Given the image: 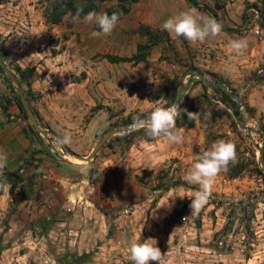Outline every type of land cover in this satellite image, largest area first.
Listing matches in <instances>:
<instances>
[{
	"label": "rangeland",
	"instance_id": "1",
	"mask_svg": "<svg viewBox=\"0 0 264 264\" xmlns=\"http://www.w3.org/2000/svg\"><path fill=\"white\" fill-rule=\"evenodd\" d=\"M196 2L199 14L217 16L222 31L234 39L255 35L259 43L248 46L262 49L264 0ZM54 3L0 0V54L33 118L53 140L65 134L61 128L84 126L83 134L68 133L72 143L58 150L77 190L85 187L88 194L84 201L72 196L45 219L36 208L42 195L34 178L16 180L4 198L0 187V264H132L130 243L149 238L164 264H264V114L247 101L253 83L264 79L258 73L264 54L249 83L235 86L206 68L219 61L213 41L192 44L163 29L134 27L136 4L110 35L93 36L97 25L71 12L54 23ZM104 6L95 12L104 13ZM195 73L224 84L231 99L195 78L179 107L198 112L199 120L186 113L177 118L183 143L154 139L142 128L122 132L154 107L176 103ZM35 82L38 88L31 87ZM13 90L16 83L0 65V95ZM44 108L54 120L39 114ZM221 139L235 144L237 161L247 169L234 178L222 171L207 205L190 217L189 197L198 186L183 177L193 157ZM253 161L263 174L249 171Z\"/></svg>",
	"mask_w": 264,
	"mask_h": 264
},
{
	"label": "crops",
	"instance_id": "2",
	"mask_svg": "<svg viewBox=\"0 0 264 264\" xmlns=\"http://www.w3.org/2000/svg\"><path fill=\"white\" fill-rule=\"evenodd\" d=\"M136 8V19L130 21V23L136 22L134 27L143 24L150 28L162 29V24L167 18L195 7H192L188 0H140L136 3ZM170 35L172 38H177L174 34ZM253 36L247 35L242 38L247 39L248 45L249 43H259L260 39L258 41L255 35ZM209 39L217 48L216 54L219 61H209L206 68L210 67L212 70L225 74L235 86L249 83L251 70H254V66L260 62V58L264 54V41L259 44V46H263L261 50L256 52L248 46L246 51L237 57L227 48L228 43L234 39L233 34L221 31L218 36L209 37ZM252 55L255 57L251 61ZM39 85V82H35L31 87L38 88ZM247 101L256 114H264V79L253 83L251 91L247 95ZM26 102H22L19 92L16 90L4 93V96L0 95V153L7 156V165L0 178L6 179L5 184L10 186L2 187V197L10 196L13 186L16 185V180L25 181L23 179L34 178L36 190L42 195L36 208L42 213V218L49 219L50 214L58 212L60 207H63L72 196H77L78 200L84 201L86 199L84 194H88V189L84 191L85 187H81L77 190V186L72 181V173L67 169L68 162L61 159L60 151L53 146V139L49 133L45 129H38L35 126L33 114ZM41 110L39 114L44 117L46 109L44 108L42 112ZM50 116H45V119L54 120L55 117ZM71 119L67 118L66 120ZM74 126L73 124L68 125L60 130L63 133L79 132L83 134L84 126L77 129L78 125H76V131H74ZM88 132L87 127L85 134ZM15 175L19 178H15ZM61 178L69 180V187L66 188L59 183ZM60 223L64 224V222Z\"/></svg>",
	"mask_w": 264,
	"mask_h": 264
},
{
	"label": "clouds",
	"instance_id": "3",
	"mask_svg": "<svg viewBox=\"0 0 264 264\" xmlns=\"http://www.w3.org/2000/svg\"><path fill=\"white\" fill-rule=\"evenodd\" d=\"M79 12L78 9L76 18H79ZM84 20L88 23H95L100 29V31L93 32V36L110 35L119 21V14L91 11L84 17ZM162 29L177 37L182 36L195 44L203 43L209 37L218 36L222 31V24L214 17H205L199 14L197 9L189 8L167 18L162 24ZM247 47L246 38L233 39L227 45L229 52L237 57L242 55ZM181 113H186L189 120H199L198 112L181 109L176 102L169 106L154 107L146 119L134 118L130 127L142 128L149 137L154 139H164L169 143L181 144L184 142L183 130L179 129L176 123ZM52 143L55 148L59 149L71 144L72 137L65 133L63 136L55 137ZM236 162L235 144L223 139L213 142L208 150L193 157V162L183 177L186 183L198 186L189 197L191 200L190 217L198 216L207 205L212 195L215 178L222 171L227 170L230 163L235 164ZM6 165L7 156L0 153V176H3ZM59 183L66 188L69 187L67 178H61ZM0 187L10 186L0 182ZM156 244V240L152 238L145 239L143 242L133 240L128 249L132 264H164V254Z\"/></svg>",
	"mask_w": 264,
	"mask_h": 264
},
{
	"label": "trees",
	"instance_id": "4",
	"mask_svg": "<svg viewBox=\"0 0 264 264\" xmlns=\"http://www.w3.org/2000/svg\"><path fill=\"white\" fill-rule=\"evenodd\" d=\"M140 0H55L52 20L54 23L59 22L60 19L67 13L71 12L72 14L77 13L79 9V17H85L89 12L96 11L100 8L101 5H105L103 8L104 13L111 14L116 12L119 14V20L126 14H128L133 5L139 2ZM192 4L193 7H196L198 4L196 0H188ZM214 18L218 21L217 16L214 15ZM98 28V26H97ZM99 29V28H98ZM100 30V29H99ZM136 61L143 60V57L135 56ZM212 75V73H211ZM215 91L221 93L225 97L231 99L225 91L221 88H215ZM20 106H22L20 100H18ZM233 111L238 113L237 110L233 108ZM263 138H264V130H263ZM254 169H250V172H256L258 175L263 174L261 170L258 168L257 162L253 161ZM247 164L244 162L237 161L235 164H229L227 167V171L229 172L228 176L234 178L239 176L242 172L246 171ZM15 178H19L15 175Z\"/></svg>",
	"mask_w": 264,
	"mask_h": 264
},
{
	"label": "water",
	"instance_id": "5",
	"mask_svg": "<svg viewBox=\"0 0 264 264\" xmlns=\"http://www.w3.org/2000/svg\"><path fill=\"white\" fill-rule=\"evenodd\" d=\"M0 65H1L2 68L5 70V72L9 75V77H11V78L13 79V81L16 83V85H17V89H18V92H19V95H20V97H21V100H22L23 103H25V98H24V95H23V91L21 90L20 86L17 84L16 80L14 79V77L11 75L10 71H9L8 68L6 67V65H5V63H4V61H3L2 57H1V54H0ZM195 78H199V79L203 82V84L206 85V86L209 87V88L219 87V88H221L223 91H225L226 93H228V94L231 93V92L228 90V88H227L224 84H222V83H220V82L210 81V80H208L207 77H206L204 74H202V73H195L194 76L192 77V79H191L186 85L182 86V87L179 89L178 94H177V102L179 103V105H180L181 102H182V94H183V92L189 87L190 84L193 83V81L195 80ZM236 99H237L236 108H239V107H240V104H241V103H240V98H239V97H236ZM233 117L235 118V120H236V122L238 123V125H239L241 128L245 129V126H244L243 120L240 119V118L238 117V115L236 114L235 111H233ZM34 123H35V126H36L38 129H40V127H39V125L37 124V122L35 121V119H34ZM132 128H134V127H130V125H129V126H128L124 131H122V132H123V133H126V132H128L130 129H132ZM106 137H107V136H106ZM106 137H105V138H106ZM63 147H65V146H63ZM98 147H99V146L96 147V150L98 149ZM261 153H262V151H261ZM93 156H94V155H90L89 158H92ZM82 159H84V158H82Z\"/></svg>",
	"mask_w": 264,
	"mask_h": 264
},
{
	"label": "built area",
	"instance_id": "6",
	"mask_svg": "<svg viewBox=\"0 0 264 264\" xmlns=\"http://www.w3.org/2000/svg\"><path fill=\"white\" fill-rule=\"evenodd\" d=\"M256 34H258V31H255ZM258 73L264 74V68L259 69Z\"/></svg>",
	"mask_w": 264,
	"mask_h": 264
}]
</instances>
